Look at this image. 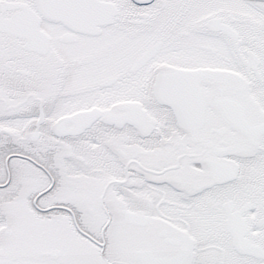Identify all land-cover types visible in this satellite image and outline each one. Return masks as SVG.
Returning a JSON list of instances; mask_svg holds the SVG:
<instances>
[{"label": "snow or ice", "instance_id": "1", "mask_svg": "<svg viewBox=\"0 0 264 264\" xmlns=\"http://www.w3.org/2000/svg\"><path fill=\"white\" fill-rule=\"evenodd\" d=\"M0 264H264V0H0Z\"/></svg>", "mask_w": 264, "mask_h": 264}]
</instances>
